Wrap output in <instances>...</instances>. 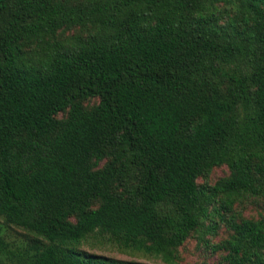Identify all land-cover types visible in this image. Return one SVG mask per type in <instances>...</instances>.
Returning a JSON list of instances; mask_svg holds the SVG:
<instances>
[{"label": "trees", "instance_id": "1", "mask_svg": "<svg viewBox=\"0 0 264 264\" xmlns=\"http://www.w3.org/2000/svg\"><path fill=\"white\" fill-rule=\"evenodd\" d=\"M248 204L264 0H0V264H152L87 243L180 264L195 234L216 264H264Z\"/></svg>", "mask_w": 264, "mask_h": 264}, {"label": "rangeland", "instance_id": "2", "mask_svg": "<svg viewBox=\"0 0 264 264\" xmlns=\"http://www.w3.org/2000/svg\"><path fill=\"white\" fill-rule=\"evenodd\" d=\"M80 30L78 28L74 30L65 31L63 34L65 36L78 33ZM98 102L97 98H90L85 101L86 105L92 106ZM229 168L226 165L217 166L213 169L212 174L210 176V182L215 183L219 178L228 175ZM238 210H240L245 217L249 218H259L261 213H264V210L260 206H256L254 204H248L247 206H238ZM228 236V231L226 229H221L219 234L216 237H212L211 240L216 242L222 238ZM208 238L210 235L207 236ZM83 249H85L89 253H96L101 255H106L110 257H115L119 259L125 260H137L148 262L152 264H164V262L155 257L145 256L141 253H124L117 249L114 246L105 244L103 246L100 245H91L89 243L83 245ZM219 254H211L210 249H206L204 247V242L198 240L197 234L191 236L181 247H180V264H216L219 260Z\"/></svg>", "mask_w": 264, "mask_h": 264}]
</instances>
